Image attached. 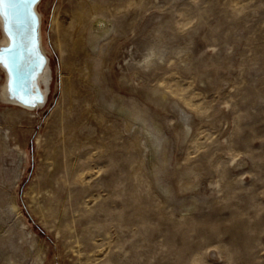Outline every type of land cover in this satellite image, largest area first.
Masks as SVG:
<instances>
[{"label": "rangeland", "instance_id": "374dc122", "mask_svg": "<svg viewBox=\"0 0 264 264\" xmlns=\"http://www.w3.org/2000/svg\"><path fill=\"white\" fill-rule=\"evenodd\" d=\"M37 11L33 111L0 67V264H264V0Z\"/></svg>", "mask_w": 264, "mask_h": 264}, {"label": "bare ground", "instance_id": "6f19581e", "mask_svg": "<svg viewBox=\"0 0 264 264\" xmlns=\"http://www.w3.org/2000/svg\"><path fill=\"white\" fill-rule=\"evenodd\" d=\"M40 1L41 0H36V2L33 4V12H34L35 17H36L35 21H36L37 26H38V33H37V39L35 41V44L30 49V58L32 60L31 64L26 65V66H22L23 58L19 54H16L17 55V61L19 64V70L15 76V79L17 81V86L24 90L25 99L23 101H21L19 98H16L10 94V92H9V74H8L7 69L1 67L4 71V73H6V78L4 79V83L1 86V98H2V100L7 102V103H10L16 107L24 108V109L31 110V111H33V108L27 106L29 95L40 98L39 102H41L43 99L42 94L40 93V90L38 88L34 87V86H36V85H34L36 83V80L38 81V84H39V81L40 82L42 81L44 83L47 82V78H46V81L44 80L45 76H46V64H47L48 60H47V57L43 53L44 52V46H43V35H42V30H41L42 16L37 11V6H38ZM0 22H1L3 29H4V20L2 18H0ZM4 32H5V34L1 40L0 50L7 49L12 44V38L7 34V32L5 30H4ZM106 32H107V30L103 29L101 36H103ZM152 62H153L152 56L149 55L148 57H146L143 65L148 66ZM31 65L34 67V71L31 74H26L24 72L25 68H27L28 66H31Z\"/></svg>", "mask_w": 264, "mask_h": 264}, {"label": "snow or ice", "instance_id": "6c2138e0", "mask_svg": "<svg viewBox=\"0 0 264 264\" xmlns=\"http://www.w3.org/2000/svg\"><path fill=\"white\" fill-rule=\"evenodd\" d=\"M36 0H28V11L27 15L31 21L35 23V14L31 11V5ZM21 7L20 0H0V18L4 20V30L12 38V44L7 49L0 50V67L7 69L9 74V92L21 101L25 99L24 90L17 86L15 79L16 74L19 70V64L17 61L16 49H17V36L19 32L14 30L13 21L19 16V9ZM38 97L29 95L27 106H35L39 102Z\"/></svg>", "mask_w": 264, "mask_h": 264}, {"label": "water", "instance_id": "95a60500", "mask_svg": "<svg viewBox=\"0 0 264 264\" xmlns=\"http://www.w3.org/2000/svg\"><path fill=\"white\" fill-rule=\"evenodd\" d=\"M21 7L19 9V16L13 21V28L19 32L17 36L16 54L23 58L22 66L30 65V49L34 46L37 39L38 26L35 21L33 23L27 15L28 0H20ZM33 12V4L30 6Z\"/></svg>", "mask_w": 264, "mask_h": 264}, {"label": "flooded vegetation", "instance_id": "af4514ba", "mask_svg": "<svg viewBox=\"0 0 264 264\" xmlns=\"http://www.w3.org/2000/svg\"><path fill=\"white\" fill-rule=\"evenodd\" d=\"M34 71V67L31 65V66H28L27 68H25L24 72L26 74H31L32 72Z\"/></svg>", "mask_w": 264, "mask_h": 264}]
</instances>
